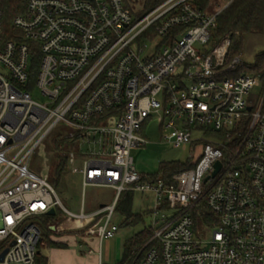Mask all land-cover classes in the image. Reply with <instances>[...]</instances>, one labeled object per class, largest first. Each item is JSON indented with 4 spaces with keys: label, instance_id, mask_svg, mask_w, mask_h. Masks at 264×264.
Masks as SVG:
<instances>
[{
    "label": "built area",
    "instance_id": "obj_1",
    "mask_svg": "<svg viewBox=\"0 0 264 264\" xmlns=\"http://www.w3.org/2000/svg\"><path fill=\"white\" fill-rule=\"evenodd\" d=\"M233 1L210 12L166 0L138 17L124 0H27L8 39L0 1V264H38L36 220L51 210L98 239L102 264L126 192L152 203L138 264H264V92L253 105L259 76H232L244 63L227 61L230 39L210 44ZM153 121L165 142L191 151V167L168 183L143 180L131 156ZM62 126L72 130L65 138ZM56 135L80 153L65 159L83 190L112 188V204L91 213L84 201L78 213L62 205L45 151Z\"/></svg>",
    "mask_w": 264,
    "mask_h": 264
},
{
    "label": "rangeland",
    "instance_id": "obj_2",
    "mask_svg": "<svg viewBox=\"0 0 264 264\" xmlns=\"http://www.w3.org/2000/svg\"><path fill=\"white\" fill-rule=\"evenodd\" d=\"M131 7L138 14L143 10V0H129ZM222 5V0H212V8L208 11H215ZM219 6V7H218ZM241 49V60L247 66H252L255 63L256 56L264 52V28L261 33H253L244 37ZM32 97L38 102H45L37 88L32 89ZM262 93V84L257 85L251 93V101L256 105L260 100ZM151 126L143 131V136L148 140L145 147L134 149L131 156L134 160L136 171L143 176H155L161 172V166L165 164H175L186 166L190 162L191 151L189 146L174 147L172 144L163 140V129L157 126L153 121ZM72 130L66 127H61L58 135L62 138L71 134ZM52 138L46 142V157L49 165V182L56 190V194L62 205L71 212L78 213L81 210L82 201L85 203V211L91 213L100 209L103 204H110L114 199V191L104 187H87L83 190L81 177L72 173V164L70 160H66V169L62 173L61 178L53 184V167L57 164L59 154L52 146ZM68 142V141H66ZM69 143V142H68ZM85 150V149H84ZM200 152L199 150L197 151ZM196 154V157L198 155ZM80 157V153L71 151V146L64 148L61 157ZM43 158L35 153L31 169L39 173L42 169L41 162ZM75 165H78L76 162ZM147 196L136 194L134 197L133 214L143 215L141 220L135 224L123 225L125 218L118 214L114 216L113 221L120 230L115 234V237L110 240H105L101 245L103 264H120L123 258V251L127 243L137 234H140L146 229H149L151 223L150 208L152 203ZM60 212V211H59ZM58 212V213H59ZM64 219V218H63ZM60 224V223H59ZM76 234V232H75ZM73 234V235H75ZM78 236L64 237L67 246L61 250L52 248L42 249V254L49 259L50 264L57 259L59 264H98L97 253L100 248V243L96 237H85L83 233H77ZM76 234V235H77ZM64 236V235H63ZM93 251V255H88V251ZM56 263V264H57Z\"/></svg>",
    "mask_w": 264,
    "mask_h": 264
},
{
    "label": "trees",
    "instance_id": "obj_3",
    "mask_svg": "<svg viewBox=\"0 0 264 264\" xmlns=\"http://www.w3.org/2000/svg\"><path fill=\"white\" fill-rule=\"evenodd\" d=\"M3 12H4V32L8 39L12 33L13 20L18 15L24 14L26 9L27 0H0ZM127 3L128 9L133 11L131 3L129 0H124ZM166 0H143V10L138 13L137 16L144 15L157 6L162 4ZM195 4L199 6L202 10L211 9L212 0H194ZM217 25L213 30L211 35L210 44L212 47L217 46L222 40L228 38L230 39L231 45L229 53L227 56V61L229 62L233 58L240 56L242 54V42L244 37L253 34L261 33L264 28V0H234L228 7H226L217 17ZM253 74L259 76L260 83L262 84V90L264 92V52L256 56L255 63L252 66H247L246 64L240 65L232 76H239L242 74ZM228 75H231L229 73ZM59 138L58 135L54 136L52 139V146L55 151L59 154V159L57 164L53 167V184L57 183L61 178L62 173L66 169V160L61 157L60 154L64 152V148L70 146V142H66ZM191 167L190 163L186 166H180L175 164H165L161 166V172L159 175L155 176H144L142 179L145 181H160L165 182L171 181L172 176ZM50 180V178H49ZM136 193L126 192L123 193L116 205V214L125 218L123 225H132L141 220L143 215L133 214V204L134 197ZM56 211L54 216L46 215L38 218L36 220L39 229L41 231L42 242L38 246V257H36V262L38 264H47V258L42 254V249L44 248H65L66 245L63 243L56 242L51 238L55 235L51 231L50 226L57 225L63 218V212ZM59 212V213H58ZM152 236L149 229L146 231L135 235L125 246L123 251V258L120 264H138V253L148 239Z\"/></svg>",
    "mask_w": 264,
    "mask_h": 264
},
{
    "label": "crops",
    "instance_id": "obj_4",
    "mask_svg": "<svg viewBox=\"0 0 264 264\" xmlns=\"http://www.w3.org/2000/svg\"><path fill=\"white\" fill-rule=\"evenodd\" d=\"M211 3H212V1H211ZM223 4V3H222ZM222 6V5H221ZM220 6V7H221ZM219 7V6H218ZM219 9V8H218ZM217 10V9H216ZM215 10V11H216ZM211 12V11H210ZM81 184H82V179H81ZM104 188H108V187H104ZM109 189H111V190H113L112 188H109ZM114 191V190H113ZM114 200L110 203V204H112L116 199H115V192H114V198H113ZM110 204H106V205H110ZM84 205H85V203H84ZM105 204H103V205H101L100 207H102V206H104ZM63 221V220H62ZM62 221L60 222V224L58 223L57 225H53V226H56L57 228H58V231H56V230H51V231H53L54 232V236L51 238L52 240H54V241H56V242H61V243H63L64 245H66L67 246V244H66V242H63V241H65V238L64 237H67V238H70V236H78V234L77 233H81L82 231H77V230H70L69 228V226H67V224L66 223H64V224H62ZM50 229H51V226H50ZM75 232H76V234H75ZM73 234H75V235H73ZM64 235V236H63ZM84 236V235H83ZM54 249V251L55 250H61V249H64V248H53ZM95 255V254H94ZM93 255V256H94ZM97 260H98V262H99V258H98V255H97ZM47 261H48V263L47 264H50V262H49V259L47 258ZM58 261H57V259L56 260H53V263L52 264H56ZM57 264H59V263H57ZM102 264H103V258H102Z\"/></svg>",
    "mask_w": 264,
    "mask_h": 264
},
{
    "label": "water",
    "instance_id": "obj_5",
    "mask_svg": "<svg viewBox=\"0 0 264 264\" xmlns=\"http://www.w3.org/2000/svg\"><path fill=\"white\" fill-rule=\"evenodd\" d=\"M215 168H216V171H215V173L213 174V176H215L216 174H218L217 172H218V171L220 170V168H221V163H220V162L216 163ZM55 214H56L55 210H51V211L48 213V215H50V216H54ZM54 229H55L54 227H51V230L54 231ZM11 245H14V243H12ZM7 253H8V248H6V249H4V250L2 251V253L0 254V262L3 261V259H4L5 256H7V255H6Z\"/></svg>",
    "mask_w": 264,
    "mask_h": 264
}]
</instances>
